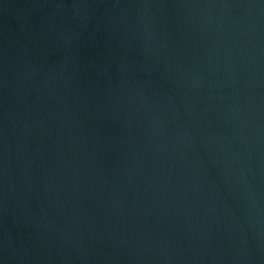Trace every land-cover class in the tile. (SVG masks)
<instances>
[{"label": "water", "instance_id": "water-1", "mask_svg": "<svg viewBox=\"0 0 264 264\" xmlns=\"http://www.w3.org/2000/svg\"><path fill=\"white\" fill-rule=\"evenodd\" d=\"M0 264H264V0H0Z\"/></svg>", "mask_w": 264, "mask_h": 264}]
</instances>
